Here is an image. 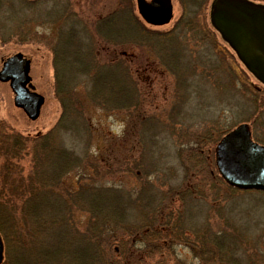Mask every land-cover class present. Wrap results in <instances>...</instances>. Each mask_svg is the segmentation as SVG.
Masks as SVG:
<instances>
[{
  "label": "rangeland",
  "instance_id": "374dc122",
  "mask_svg": "<svg viewBox=\"0 0 264 264\" xmlns=\"http://www.w3.org/2000/svg\"><path fill=\"white\" fill-rule=\"evenodd\" d=\"M176 3L167 36L107 0L88 33L9 42L45 101L29 120L0 84V120L33 143L0 160V264H264V192L230 188L215 163L241 123L264 143V84ZM23 4L15 21L53 20Z\"/></svg>",
  "mask_w": 264,
  "mask_h": 264
},
{
  "label": "water",
  "instance_id": "95a60500",
  "mask_svg": "<svg viewBox=\"0 0 264 264\" xmlns=\"http://www.w3.org/2000/svg\"><path fill=\"white\" fill-rule=\"evenodd\" d=\"M139 7L149 23L159 25L170 19V0H158L155 13L149 10L145 0H139ZM211 20L247 70L264 84V4L248 0H216ZM29 70L30 61L18 53L5 62L0 77L6 81L11 79L16 105L35 120L44 97L29 90ZM216 164L220 175L230 186L264 191V145L252 139L248 123L239 124L221 138L216 146ZM2 257L0 238V262Z\"/></svg>",
  "mask_w": 264,
  "mask_h": 264
},
{
  "label": "flooded vegetation",
  "instance_id": "af4514ba",
  "mask_svg": "<svg viewBox=\"0 0 264 264\" xmlns=\"http://www.w3.org/2000/svg\"><path fill=\"white\" fill-rule=\"evenodd\" d=\"M15 1L16 0H0V73H2L3 71L4 63L9 58L13 57L17 53H22L20 51L10 53L7 50L9 42L16 36H18L19 39H22L24 41H29V43L43 42L47 44L49 41V37L47 34L44 35L43 31L45 30L46 31L50 30V32L55 34V36H59L63 34V32H65L66 30L69 31L74 30V32H77L79 34L81 33L85 34L94 29L95 24L99 19L105 17L107 18L108 16L107 0H86L85 2L84 0H18L20 3H24L22 6H24V8L29 10V14L30 12H33L35 9L44 10L46 8L47 15H50L53 18L51 22L49 20H46L45 24L44 22H41V27H40L41 30L40 29L35 30L34 25L36 21L40 20L39 18H33V19L29 18L27 20L24 19V20H19V22H17L15 21L16 17H12L10 13H7V8L11 7L12 3L13 2L15 3ZM178 1L182 3H186L187 1L189 5L192 3L194 6H196V8L194 7V9L193 6L188 7V9L192 11V14L195 16L198 22L200 21L204 22L203 25L201 24L199 25L200 29L202 31L203 30L207 31L206 32L207 37L216 36L220 40V32L214 27L211 20L212 6L216 0H178ZM248 1L257 4H264V0H248ZM129 2L130 1H128V3ZM131 2L133 3V7H134V9L130 8L132 19H136L138 22L141 21L142 23L141 22L140 23L142 24V27H147L151 29L153 33L155 32V33H159L160 35L163 34L165 36L169 34V31L172 30L170 27L174 18L175 11H177L176 0H170V6H171L170 19L166 23L159 25L151 24L146 20V18L143 16V14L140 11L139 0H131ZM145 3L151 12L155 13L158 11V0H145ZM129 5L127 4L120 5L119 8L122 6L130 7ZM184 15H186V13ZM71 18H73V20L76 22L75 23L76 25L71 28H67L66 22ZM179 26L180 25L178 24V26H174V28L176 29ZM216 47H218V44L217 45L215 44V46L212 45L213 52L215 53H216ZM23 55L31 61V59L28 56H26L25 54ZM233 55L235 54L233 53ZM109 61H110L109 59H106V62ZM30 69H31V62H30ZM116 80L117 79H115L114 81L112 80L113 83ZM30 82L33 84L32 76ZM5 83L9 85L12 91L13 94L12 101L15 108L20 109L25 114L27 119L32 120L22 108L16 105L15 102L16 92L11 85V79L6 81L0 77V84H5ZM31 90L37 91L35 86ZM41 110L42 108L40 109L39 116L36 119L40 117ZM6 129L7 127L5 123L0 120V149L2 148L1 146L2 142H5V140H7L6 148L7 149L9 148V152L8 151L4 152L3 157H0V160L9 157L7 156L8 154L10 155L9 158L11 157L15 158L16 156H19L21 158L25 156L24 155L25 153L27 154L29 153V151L31 152V148L33 145L31 141V136L23 135L15 130H6ZM21 138H24V141L20 140ZM199 160H201V157L199 158Z\"/></svg>",
  "mask_w": 264,
  "mask_h": 264
},
{
  "label": "trees",
  "instance_id": "16d2710c",
  "mask_svg": "<svg viewBox=\"0 0 264 264\" xmlns=\"http://www.w3.org/2000/svg\"><path fill=\"white\" fill-rule=\"evenodd\" d=\"M200 161H201V160H200ZM169 208H170V209L172 208V210H173V208H174V207H173V206H172V207H171V206H169ZM131 263H132V262H131ZM131 263L129 262L128 264H131Z\"/></svg>",
  "mask_w": 264,
  "mask_h": 264
}]
</instances>
